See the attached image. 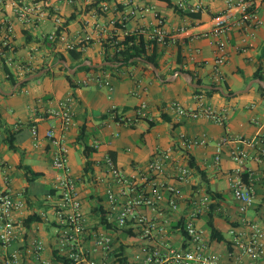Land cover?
Segmentation results:
<instances>
[{
    "label": "crops",
    "instance_id": "crops-1",
    "mask_svg": "<svg viewBox=\"0 0 264 264\" xmlns=\"http://www.w3.org/2000/svg\"><path fill=\"white\" fill-rule=\"evenodd\" d=\"M45 1L58 8V15L63 20L55 50L67 53L69 44L77 46L86 43L88 45L83 52L93 64L102 62V42L105 38L114 34L123 37L124 31L117 27V23H121V17L126 14H129L126 26L129 31L155 25L157 18H161L168 32L177 39L175 43L159 44L157 71L141 61L134 65L117 64L112 69L100 71L78 70L77 67L71 72L69 61L68 66L64 64L67 71L58 65L62 61L52 63L56 51L47 49L43 43V38L55 26V16L28 25L12 17V39L17 60L28 59L32 53L34 64L37 67L47 64L45 69H51V73L45 71L16 89L0 74V158L3 160L0 185L8 186L15 196L24 201V207L14 213V218L23 223L22 230L12 245H0V264L14 248L21 250L22 264H38L33 252L34 240L43 244L42 258L56 259V254H62L58 249L54 213V201L58 195L56 169L52 164V147L45 136L51 124L55 125L57 134L63 135L68 146V159L72 174L78 180L88 229L83 248L91 257L108 264H134V256L143 245L163 246L167 243L175 247L183 246L186 237L179 223H185L193 209L201 203L195 224L202 232L206 250L218 255L221 264H234L237 257L240 264H249V258L240 254L233 240L250 238L253 223L264 229V158L261 161L254 158L259 145L253 147L234 141L222 147L218 164L215 163V154L217 143L224 135L250 139L264 137V96L260 87H254V84H260L253 82L247 91L244 90L256 79L257 70L260 67L264 70V24L249 29L246 42H242L243 32H232L226 45L227 59L221 67L224 74L221 86L228 95L219 90L211 95L203 94L206 105L226 111L227 121L219 124L205 117L180 116L169 105L175 101L186 107L198 106L195 87L177 74L181 71L178 68L188 70L195 81L201 79L205 84L214 81V39H195L192 36L212 27L216 15L230 9L231 12L236 11L230 8L227 0H173L176 4L181 1L185 4L181 8L183 13L169 7L165 0ZM103 3L109 5L108 10H100ZM191 5H198L199 8L191 11L188 8ZM197 12L201 14L200 18L190 16ZM6 13L11 15L12 12L7 10ZM259 14L264 17L263 7L259 8ZM182 27L186 29L184 32L179 31ZM28 35L30 41L27 40ZM67 72L74 74L76 86H71L66 79ZM98 75L108 80L110 85L101 84ZM143 101L147 102L145 114L137 117L136 110ZM62 103H67L72 111V122L64 131L60 118L52 114ZM113 109L124 120H114L111 116ZM32 125L38 129L35 138L31 133ZM4 127L14 135L15 149L5 141ZM81 132H84V141L88 146L98 143L89 157L84 153V143L78 141ZM181 135L206 138L208 142L183 147L180 144ZM234 145H241L246 150L248 157L244 168L251 171L256 182L254 205L244 213L239 211L230 187V178L237 166L230 155ZM165 150H170L171 158L164 173L156 178L180 187L182 196L178 198L176 207L163 199L153 207L139 208V213L157 227L152 236H145L142 225L136 221H130L125 227L132 233L124 235L116 220L119 201L113 206L107 198L112 177L104 163L105 156L113 152L122 172L135 176L149 190L145 177H154L149 170V162L156 152ZM191 158L194 165L190 162ZM88 159L91 167L85 172ZM176 166L188 167L190 174L187 180H177ZM200 170L204 172V177ZM30 171L38 175L33 176ZM208 186L219 196L208 193ZM111 187L115 193L120 190L119 186ZM209 210H213L214 223L225 240L210 238L205 220ZM32 215L37 219L27 226L25 219ZM103 218L112 227H107ZM104 233L112 240L108 250L95 243L97 236ZM122 244L125 245L123 252L120 250ZM120 252L122 257H126V262L118 258ZM260 264H264V259Z\"/></svg>",
    "mask_w": 264,
    "mask_h": 264
},
{
    "label": "built area",
    "instance_id": "built-area-1",
    "mask_svg": "<svg viewBox=\"0 0 264 264\" xmlns=\"http://www.w3.org/2000/svg\"><path fill=\"white\" fill-rule=\"evenodd\" d=\"M70 2L72 0H69ZM231 9L225 13L218 14L213 18L212 27L204 29L192 37L195 39L209 37L213 38L216 44V55L214 58L213 78L215 82H223L224 74L221 67L227 59L226 45L234 30H240L244 33L242 42L247 41L249 29L264 24V17L260 16L259 8H264V0H227ZM180 8L185 7L181 1L177 4ZM189 10L194 11L199 8L188 6ZM109 5L101 4L100 10H108ZM148 11V8H144ZM12 13L8 15L6 12ZM5 12V14H4ZM0 74L9 80V73L5 71L7 66L11 73L18 77H25L28 73H33L37 66L33 62V54L28 59L17 60L15 57L16 49L13 44L12 32L14 29V17L24 25L35 24L45 21L55 16V26L53 30L46 35L51 40H60V32L63 27V20L58 15V8L49 4L45 0H0ZM129 14L121 17V23L124 25V35L136 33L143 34L148 40H154L158 44L175 43L176 36L168 32L161 18H157V23L152 26H140L134 31L127 29ZM115 23L116 20H113ZM185 28H180L184 32ZM111 35L110 37H112ZM44 37V38H45ZM43 38V39H44ZM56 47V45H55ZM54 47V51L55 50ZM74 44H69L67 49H72ZM58 52V51H56ZM264 71V70H263ZM101 84L110 85V82L103 76ZM204 93L196 94L198 102L197 108L186 107L179 102H171L169 107L178 115L198 118L205 117L213 122L224 124L227 121V114L224 110H216L204 103ZM147 102L143 101L138 106L137 117L145 114ZM54 117L60 118L61 129L64 131L72 122V111L67 103H62L59 109L53 110ZM114 120H124V118L111 111ZM31 133L35 137L38 135L36 125L31 126ZM1 135V132H0ZM46 138L50 141L52 147V164L56 169L55 187L58 190L57 199L54 201V213L56 223V233L59 241V255L66 260L44 259L41 257L43 244L39 240L33 241V252L38 264H108L106 261L97 260L91 257L83 248L84 240L87 236V226L83 210L82 198L78 190V180L72 174L69 159L68 146L65 143L62 134H57L55 125H50L45 132ZM239 142L240 144H249L253 147L259 145L254 158L261 161L264 158V137L263 138H244L222 136L216 147L215 163L218 164L221 159L222 147L230 142ZM206 138H189L185 135L180 136V144L183 147H190L196 144H206ZM94 148L98 143L93 144ZM231 158L237 163L230 178V187L235 200L238 203V209L241 213L246 212L254 205L256 182L251 171L244 168L247 159L246 150L241 145H234L230 149ZM171 158L170 150L156 152L149 162V170L154 173V177H145L148 181L149 190H146L136 179L135 176H128L117 166L115 160L106 154L104 163L112 177V183L107 190V198L115 206L119 201V209L116 217L117 223L121 227H127L130 221H136L142 225L144 235L152 236L156 225L148 221L144 215L139 213L142 206L153 207L156 203L166 199L172 207L177 206V200L182 196V190L175 184L166 183L156 176L162 175L166 170L167 162ZM3 167V160L0 158V169ZM175 176L179 181L187 180L190 170L188 167L176 166ZM247 174V178L244 175ZM152 176V175H151ZM119 186L120 190L115 193L111 186ZM207 200V197H205ZM24 207V201L15 196L12 190L6 185H0V245L7 247L12 245L18 239L22 230L23 223L14 218V213ZM201 203L197 204L192 213L184 223L186 231V244L175 247L164 243L163 246L146 244L141 246L140 250L134 256V264H221L218 255L206 250L202 232L195 224V218L200 212ZM253 233L247 240L235 238L234 246L240 249L241 255L249 258V264H260L264 259V229L258 224H251ZM112 240L107 234L97 236L95 243L103 249L108 250ZM237 259V260H236ZM234 264H240L238 257ZM22 253L19 248L12 249L1 261V264H22Z\"/></svg>",
    "mask_w": 264,
    "mask_h": 264
},
{
    "label": "trees",
    "instance_id": "trees-1",
    "mask_svg": "<svg viewBox=\"0 0 264 264\" xmlns=\"http://www.w3.org/2000/svg\"><path fill=\"white\" fill-rule=\"evenodd\" d=\"M101 1H105V0H96V2H101ZM168 4L169 7L173 8L176 12L179 13H183L182 9L173 1V0H165ZM191 17L193 18H200L201 14L199 12L194 13V14H190ZM217 16V15H216ZM117 27L121 28L123 31L125 30V27L122 23H117ZM27 40L30 41L31 38L28 35ZM43 43L45 44L47 49H51V51H54V47L56 45V40H51L48 37H45L43 39ZM88 45L86 43H80L79 45L73 47L72 49H69L67 53H62V52H55L54 53V58L52 63H56L58 60L62 61V60H66L70 62V68H73L77 65H80L83 61L87 60L88 57L84 55L83 49L84 47ZM102 49H103V57H102V61H112V62H116V63H120L121 66L123 65H134V64H138L139 62H141L142 60H140L139 58H143L145 59L147 62L149 63H154L157 67H158V52H159V44L154 41V40H148L143 34H136V33H131V34H127V35H123V37H119L118 35H113L112 37H107L103 40L102 42ZM60 66L61 69L67 71V68L64 66L63 63H59L58 64ZM46 66H48L47 64H44L42 66L37 67L34 72H38L40 70H43L46 68ZM114 67L109 66V65H104L102 67H93L91 65H80L78 67V70H85V71H89V70H95V71H100V70H104V69H112ZM5 71L9 73V81L11 82L12 85H15L18 81L19 78H17L16 76H14L10 69L5 66ZM181 71L184 72H188V70L180 67L178 68ZM46 73H51V69H48L46 71ZM31 73L26 74L25 76L29 75ZM66 79L70 82L71 86H76L75 81H73V77L74 74H69L68 72L65 75ZM255 78H261L264 79V71L262 70V67H260L257 72L254 75ZM199 83H203V81L201 79H197L196 80ZM29 81L24 82L23 84L20 85V87L25 86ZM212 85L217 86V85H222V83L220 82H215L212 81L211 82ZM227 88V85H224ZM260 89L263 92V96H264V88L262 86H260ZM196 93H205L207 95H211L215 92H218V90L215 89H204V88H194ZM229 93H232V91H230L228 89ZM4 132H5V141L8 143L9 147L12 149H15L16 146L14 145V135L11 133L10 129H8L7 127H4ZM84 132H81L79 135V142L80 143H84V153L86 154L87 157H89L90 152L92 151L93 147L88 146L84 139L85 136L83 135ZM110 156L115 160V155L113 152L109 153ZM191 164L194 165L193 160L191 158L190 160ZM91 167V161L88 159V161L86 162V166H85V172H88L90 170ZM203 177H204V172L202 170H200ZM31 172V171H30ZM33 176L38 175V173L36 172H31ZM244 178H247V174L244 175ZM29 180H31V178H29ZM206 180V179H205ZM207 191L208 193H212L213 196L218 197L219 194H215L212 192L211 188L208 186L207 187ZM206 226L209 229L210 232V238L213 240H217V241H222L225 240V236L224 234L216 227L215 223H214V217H213V210H209L208 213L206 214ZM37 219L36 216H29L28 218L25 219V224L27 226H29V224L33 221ZM103 223L107 226V227H112V225L110 223L105 222V218H103ZM182 234L187 237L186 231L184 229V223L180 222L179 223ZM122 234L124 235H128L131 234V230L129 228H125L122 227L121 229ZM186 244V241H185ZM125 245L122 244L120 247L121 252L124 251ZM118 254V258L120 259V261L122 262H126V257H122V253ZM57 260H66L65 258L59 256L58 254L55 255Z\"/></svg>",
    "mask_w": 264,
    "mask_h": 264
},
{
    "label": "water",
    "instance_id": "water-1",
    "mask_svg": "<svg viewBox=\"0 0 264 264\" xmlns=\"http://www.w3.org/2000/svg\"><path fill=\"white\" fill-rule=\"evenodd\" d=\"M139 59L142 60V61H144V62H146L147 64H149L155 71H157V66L154 63H149V62H147L143 58H139ZM62 63L65 64L66 66H68L66 60H62ZM117 64H120V63H116V62H112V61H102L100 63L93 64L89 59H87V60L83 61L80 65H91L93 67H102L104 65L115 66ZM80 65L75 66L73 68H70L72 70L71 72H74L77 69V67H79ZM45 71H46V69H43V70H40L38 72H34L32 74H29V75L23 77L22 79H20L14 85V89L18 88L21 84H23L26 81H30V80H32V79H34L36 77H39ZM177 74L182 75L185 78V80L191 86H193L195 88L215 89V90H219L222 94L228 95V93H226V91L224 90L223 86H221V85L214 86L212 84L199 83V82H197V81L194 80V77H193V75L190 72L178 71ZM253 82L259 83L264 88V79L256 78L252 82H250L244 90L247 91L250 88V86H251V84Z\"/></svg>",
    "mask_w": 264,
    "mask_h": 264
},
{
    "label": "rangeland",
    "instance_id": "rangeland-1",
    "mask_svg": "<svg viewBox=\"0 0 264 264\" xmlns=\"http://www.w3.org/2000/svg\"><path fill=\"white\" fill-rule=\"evenodd\" d=\"M254 87H255V88H259V86H258L257 84H254ZM225 234H226V233H225ZM226 235H227V234H226Z\"/></svg>",
    "mask_w": 264,
    "mask_h": 264
}]
</instances>
